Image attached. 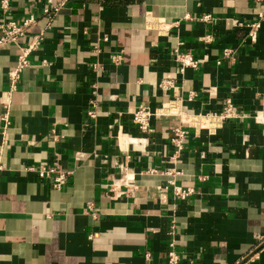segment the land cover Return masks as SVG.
<instances>
[{
  "label": "crops",
  "instance_id": "1",
  "mask_svg": "<svg viewBox=\"0 0 264 264\" xmlns=\"http://www.w3.org/2000/svg\"><path fill=\"white\" fill-rule=\"evenodd\" d=\"M260 7L9 0L10 18L35 22L17 44L0 46V99L19 46L44 34L8 105L0 103V264H168L172 224L177 264H264V21L254 41L247 36ZM175 47L199 67L181 72ZM176 98L190 113L220 112L230 98L239 115L214 133L190 126L172 160L179 118L152 116L143 134L132 117L139 105ZM55 157L71 171L61 190L25 170ZM172 185L193 192L178 198Z\"/></svg>",
  "mask_w": 264,
  "mask_h": 264
},
{
  "label": "built area",
  "instance_id": "2",
  "mask_svg": "<svg viewBox=\"0 0 264 264\" xmlns=\"http://www.w3.org/2000/svg\"><path fill=\"white\" fill-rule=\"evenodd\" d=\"M253 3L259 4L261 7L256 13V17L253 21L247 24L248 33L247 36L250 40L254 41L257 37L258 29L261 23L264 21V0H253ZM57 8H53L56 10ZM0 11L2 14V20L0 21V46L5 44H17L19 36L25 34V28L35 22V18L31 15L28 18H24L22 21H17L9 17V0H0ZM44 13L49 14L50 8H44ZM212 19L210 14H203L199 20L210 21ZM43 31L33 35L31 40L24 45L19 46V53L17 55L15 67L8 72L9 89L5 90L0 99L1 105L6 107L10 100L11 93L15 90L17 81L21 75V72L25 67L29 65V55L33 50H36L43 40ZM104 41L108 39L107 35L102 38ZM202 41H211V36L204 35L199 38ZM231 52L230 49H223V55L226 56ZM172 56L179 65V70L182 72L184 68L190 67L197 69L199 67L198 60L189 51H180L177 47L173 49ZM111 61L115 64H119L121 61L120 53H112L110 55ZM45 63V62H44ZM171 81H162L161 86L171 85ZM193 96L189 95V99ZM88 117L94 118L96 116L95 110L91 109L87 112ZM159 115H175L179 118L180 123L172 129V136L170 138V144L173 148L171 159L175 160L185 146V140L188 135V128L193 126L197 129H207L209 132L214 133L220 128L226 119L238 117L239 112L234 107L230 98H226L224 106L220 112H207V113H190L184 108L180 100L171 99L168 102L163 103L161 106L151 109L148 106L139 105L133 112L132 121L138 127L139 131L143 134H147L150 131V120L152 116ZM255 119L257 120L258 118ZM259 120V119H258ZM142 146L143 142H139ZM120 144V141H119ZM135 146L133 142L129 143ZM0 165V170H1ZM25 170L33 171L40 178H47L50 180L54 189L61 190L67 183V177L71 173L69 169L63 168L59 163V158L55 157L51 165H40L38 167H28ZM171 174V173H170ZM127 174L123 175L124 183L127 184ZM116 184L111 185L110 190L115 189ZM173 192L178 198H185L193 192V188L172 185ZM123 191H118L114 197H120ZM175 224L170 226V234L173 236L172 240L168 243L166 250V258L168 264H177L181 259V253L175 248L174 243Z\"/></svg>",
  "mask_w": 264,
  "mask_h": 264
},
{
  "label": "bare ground",
  "instance_id": "3",
  "mask_svg": "<svg viewBox=\"0 0 264 264\" xmlns=\"http://www.w3.org/2000/svg\"><path fill=\"white\" fill-rule=\"evenodd\" d=\"M136 140H137V144H138V143L140 142L141 139H140V138H137ZM142 140H143V139H142Z\"/></svg>",
  "mask_w": 264,
  "mask_h": 264
},
{
  "label": "water",
  "instance_id": "4",
  "mask_svg": "<svg viewBox=\"0 0 264 264\" xmlns=\"http://www.w3.org/2000/svg\"><path fill=\"white\" fill-rule=\"evenodd\" d=\"M262 244H264V242L262 243ZM246 260V259H245ZM244 262V261H243Z\"/></svg>",
  "mask_w": 264,
  "mask_h": 264
}]
</instances>
